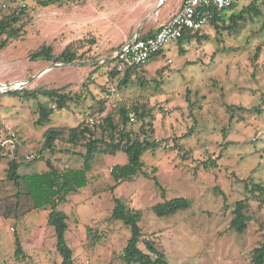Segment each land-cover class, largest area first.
Returning <instances> with one entry per match:
<instances>
[{
    "label": "rangeland",
    "instance_id": "374dc122",
    "mask_svg": "<svg viewBox=\"0 0 264 264\" xmlns=\"http://www.w3.org/2000/svg\"><path fill=\"white\" fill-rule=\"evenodd\" d=\"M43 1L0 0V17L27 8V17L16 25L20 37L0 51V83L26 82L17 92L0 93V143L13 137L18 173L45 170V159L60 168L80 167L84 148L70 147L65 134L51 154L42 150L43 134L73 128L87 117L99 123L112 109L134 102L147 104L151 115L145 125L134 121L131 128L139 132L151 124L153 139L159 143L154 154L142 153L141 172L118 185L110 167L125 164V154L95 153L86 188L58 204L56 210L67 218L65 239L74 263L124 264L120 255L129 231L110 221L115 198L140 212L139 248L144 252L143 241L149 240L169 264H251L253 249L264 242V203L250 198L243 181L264 188V31H260L264 8L263 17L234 35H216L206 25L202 38L182 45V54L176 41L167 43L162 56L132 75V80L143 81V87L135 83L119 89L122 74L119 79L108 75L115 70L113 55L136 32L142 35L156 25L167 1L154 14L158 0H88L84 5L75 4L81 0H55L58 4L41 8ZM176 1L169 0L164 12ZM249 1L236 0L223 17L238 13ZM69 44L80 48L73 66L41 73L53 64L28 60L30 51L41 45H50L57 55ZM257 46L259 57L253 60ZM61 88L80 98L52 113L49 123L35 125L37 105L47 102L38 92ZM32 91L37 96L27 97L26 92ZM103 97L101 114L98 106L94 111L87 108ZM227 105L234 107L232 114ZM9 148L3 147L0 158V198L15 192L6 180L7 163L13 158L5 155ZM29 154L35 159L26 163ZM255 196L262 201L264 192L255 191ZM176 198L188 200L190 208L163 218L151 212L153 205ZM245 199L251 221L244 234H237L229 228L231 209ZM48 212L12 217L0 208V264H60L53 229L46 224ZM16 239L25 255L19 259L14 256Z\"/></svg>",
    "mask_w": 264,
    "mask_h": 264
},
{
    "label": "trees",
    "instance_id": "16d2710c",
    "mask_svg": "<svg viewBox=\"0 0 264 264\" xmlns=\"http://www.w3.org/2000/svg\"><path fill=\"white\" fill-rule=\"evenodd\" d=\"M88 0L76 2V5H84ZM264 0H250L247 5L243 6L238 13L223 17L222 13L212 11L207 25H211L216 35L227 33L234 35L239 32L247 23H252L263 17ZM58 4L55 0H44L40 3L41 8H47L50 5ZM234 5V4H233ZM233 5L228 8L231 9ZM27 17V8L24 6L17 12L16 9L11 10L9 14L0 17V51L6 49L13 39H18L21 35V28L16 27L22 18ZM15 27V28H14ZM264 31V20L261 30ZM202 30L194 33L184 32L181 38L176 42L180 46L179 52L182 54L184 43L202 38ZM221 38V37H220ZM219 38V39H220ZM218 39V41H220ZM80 49V48H79ZM78 47L73 48L72 44L67 45L59 54L54 55L50 45H41L35 50L30 51L28 60L32 63L44 62L47 64H66L74 63L80 57L77 54ZM260 46L255 48L253 60L259 57ZM163 51L156 54L153 58L162 56ZM152 58V59H153ZM151 61V60H150ZM145 66V65H144ZM144 66L134 67L126 70L124 73L109 71L108 75L111 79L118 78L117 87L120 89L128 88L130 85L139 83L143 87L144 83L140 79L132 80V75L136 71L141 70ZM157 83L156 81H154ZM159 84V83H158ZM17 92V91H15ZM103 92L108 94L105 88ZM42 97L47 99L45 103L37 105L38 117L34 122L37 126H42L50 122L51 114L60 110L69 108V103L80 98L79 95L72 92H66L65 89H50L40 90L38 92ZM27 97L37 96L36 92H26ZM106 96V95H105ZM94 100V97L92 96ZM106 103V98H101L95 102V105H89L87 108L94 111L98 106L97 113L101 114ZM147 106V104H146ZM145 104L134 102L129 106H120L111 110L99 123H88L86 120L79 122L75 127L53 128L48 129L43 134L42 150H48L51 154L56 152L55 144L61 141V138L67 135V144L70 147L76 148L81 146L84 151L72 152L81 156L82 164L80 167H64L56 166L51 160L45 159V170L31 173H18L19 163L16 161L17 148L10 136V140H5L4 144L0 143V158L3 157V147L8 144L9 150L6 152V157L13 155L12 159L7 163L6 180L14 188L15 192L4 198H0V208H3L6 215L16 217L17 214H27L32 211H49L46 217L47 226L51 227L54 232L55 250L60 257V264H75L73 252L67 245L65 233L68 230L66 215L56 210L58 204L63 202L70 194L86 188L88 184L87 173L90 170V162L95 153L112 154L121 150L126 156V163L123 165H114L110 169V176L118 185L124 181L132 180L139 172H141L144 164L141 160L142 153L149 151L154 154V150L159 146V143L153 139L154 130L151 124H146L150 127L145 130L141 127L139 132H135L131 128L134 121H145L150 118L151 111L146 110ZM227 110L233 113V106L227 105ZM134 117V121L130 122L129 116ZM145 125V124H144ZM225 131V130H224ZM98 146H103L104 149L99 150ZM41 150V151H42ZM65 153V152H64ZM37 159H41V152L37 155ZM29 163V162H26ZM214 165V162H212ZM143 176H148L142 173ZM244 189L249 192L251 199H256L258 205L264 203V199L259 201L255 196V191L264 192V188L253 182L243 181ZM247 200H238L232 205V218L229 223V228L237 234H244L248 223L251 221L248 216ZM114 206L111 210L110 221L122 223L129 231V238L125 247L122 250L120 259L124 264H169L165 254L158 250L155 244L149 240L143 241V246L146 252L139 248L141 241V229L138 222L141 214L138 210L129 208L117 199H113ZM190 208V202L184 198H176L169 201L157 203L151 207V212L158 218L173 216L178 212H185ZM90 229H87L89 234ZM14 256L16 259L25 257L20 241L15 240ZM251 264H264V242L257 248L253 249L250 258Z\"/></svg>",
    "mask_w": 264,
    "mask_h": 264
},
{
    "label": "built area",
    "instance_id": "2783aa9c",
    "mask_svg": "<svg viewBox=\"0 0 264 264\" xmlns=\"http://www.w3.org/2000/svg\"><path fill=\"white\" fill-rule=\"evenodd\" d=\"M236 0H183L180 8L163 23L151 36L132 37L119 47L113 55L115 72L124 73L134 67L146 65L156 54L161 52L167 43L177 41L184 32L194 33L202 30L207 24L212 11L220 12L230 8ZM111 60V61H112ZM20 90V89H19ZM16 91L4 85L0 86V93ZM130 122L134 121L132 115ZM90 124L93 119L86 118ZM5 143V142H3ZM33 154L25 156V160L32 161Z\"/></svg>",
    "mask_w": 264,
    "mask_h": 264
},
{
    "label": "crops",
    "instance_id": "0c3cea01",
    "mask_svg": "<svg viewBox=\"0 0 264 264\" xmlns=\"http://www.w3.org/2000/svg\"><path fill=\"white\" fill-rule=\"evenodd\" d=\"M169 0H167L168 2ZM182 1L183 0H177L176 1V4L169 10V11H166L164 12V7L166 5V3L163 5V7L161 8V10H159L158 14H157V21H156V25H154L152 28L146 30V31H143V34L142 35H139L140 37H148V36H151L153 35V33L163 24L165 23L167 20H169V18L180 8L181 4H182ZM130 40V39H129ZM128 41V40H126ZM125 41V42H126ZM124 43V42H123ZM117 50H119V47L117 48ZM160 57V56H159ZM111 58V57H110ZM155 58H158V57H155ZM153 58V59H155ZM151 59V60H153ZM145 71H147L145 68H144ZM72 155V154H71ZM68 156V155H67ZM112 167V166H111ZM110 167V168H111Z\"/></svg>",
    "mask_w": 264,
    "mask_h": 264
},
{
    "label": "water",
    "instance_id": "95a60500",
    "mask_svg": "<svg viewBox=\"0 0 264 264\" xmlns=\"http://www.w3.org/2000/svg\"><path fill=\"white\" fill-rule=\"evenodd\" d=\"M167 0H158V4L156 6V9L151 13L154 14L156 13L161 7L162 5L166 2ZM150 14V15H151ZM149 15V16H150ZM138 33L136 32L134 34V37H137ZM75 65L74 63H66V64H53L51 65L49 68L43 70L41 73L45 72L46 70H49L50 68H54V67H61V66H73ZM26 84V82H13V83H0V85H4L9 89H14V90H18L21 89V87H23Z\"/></svg>",
    "mask_w": 264,
    "mask_h": 264
},
{
    "label": "bare ground",
    "instance_id": "6f19581e",
    "mask_svg": "<svg viewBox=\"0 0 264 264\" xmlns=\"http://www.w3.org/2000/svg\"><path fill=\"white\" fill-rule=\"evenodd\" d=\"M1 86V85H0Z\"/></svg>",
    "mask_w": 264,
    "mask_h": 264
}]
</instances>
